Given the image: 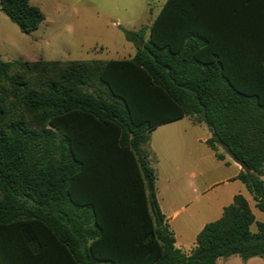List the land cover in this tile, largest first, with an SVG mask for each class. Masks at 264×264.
Instances as JSON below:
<instances>
[{
    "label": "trees",
    "instance_id": "1",
    "mask_svg": "<svg viewBox=\"0 0 264 264\" xmlns=\"http://www.w3.org/2000/svg\"><path fill=\"white\" fill-rule=\"evenodd\" d=\"M0 5L23 34L44 21L31 0ZM126 39L124 60L0 61V264L264 260L241 194L177 249L148 149L161 125L204 123L264 215V0H166Z\"/></svg>",
    "mask_w": 264,
    "mask_h": 264
},
{
    "label": "crops",
    "instance_id": "2",
    "mask_svg": "<svg viewBox=\"0 0 264 264\" xmlns=\"http://www.w3.org/2000/svg\"><path fill=\"white\" fill-rule=\"evenodd\" d=\"M147 6L153 12L154 8ZM211 136L204 123L191 117L161 125L150 134L149 160L156 171L158 204L175 247L186 255L196 247L205 225L220 219L236 195H243L250 205L249 191L238 179L241 165L222 147L218 153L223 159H218L207 145ZM257 258L243 261L231 256L217 264H264Z\"/></svg>",
    "mask_w": 264,
    "mask_h": 264
},
{
    "label": "rangeland",
    "instance_id": "3",
    "mask_svg": "<svg viewBox=\"0 0 264 264\" xmlns=\"http://www.w3.org/2000/svg\"><path fill=\"white\" fill-rule=\"evenodd\" d=\"M165 1L31 0V4L42 11L44 21L30 35L23 34L0 9V61L132 58L136 46L126 39V33L149 28ZM148 4L154 8L153 12H149ZM248 197L257 220L262 221L263 213L256 208L250 193ZM252 230L257 231L256 224Z\"/></svg>",
    "mask_w": 264,
    "mask_h": 264
}]
</instances>
